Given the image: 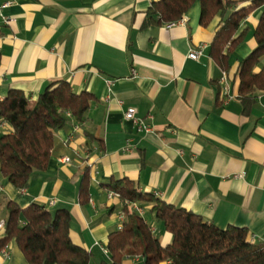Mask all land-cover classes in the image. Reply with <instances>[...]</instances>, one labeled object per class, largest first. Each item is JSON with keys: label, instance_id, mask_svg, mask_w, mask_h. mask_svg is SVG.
Wrapping results in <instances>:
<instances>
[{"label": "crops", "instance_id": "obj_1", "mask_svg": "<svg viewBox=\"0 0 264 264\" xmlns=\"http://www.w3.org/2000/svg\"><path fill=\"white\" fill-rule=\"evenodd\" d=\"M152 1L11 0L4 9L11 21L0 24V100L11 89L34 100L56 80L94 96L77 129L66 113L69 122L55 134L46 169L34 171L24 190L0 177V218L7 200L21 208L38 203L51 212L67 209L70 237L91 253L89 264L110 262L108 237L126 206L120 197H108L109 185L124 177L142 193L157 192L219 228H246L253 243H264V92L253 94L244 114L233 75L255 48L253 30L264 5L242 21L239 31L248 32L230 57L227 77L210 56L221 19L202 26L195 2L183 23L142 26ZM200 45L199 58H189ZM127 107L151 130L137 131L124 117ZM64 157L69 161L61 162ZM85 169L88 197L81 201ZM140 205L161 244L170 243L151 204ZM5 245L0 264H29L14 239ZM121 263L143 260L124 254Z\"/></svg>", "mask_w": 264, "mask_h": 264}, {"label": "trees", "instance_id": "obj_2", "mask_svg": "<svg viewBox=\"0 0 264 264\" xmlns=\"http://www.w3.org/2000/svg\"><path fill=\"white\" fill-rule=\"evenodd\" d=\"M244 1L250 5L240 8ZM195 2L200 4L202 26L215 17L221 19L210 56L229 77L230 57L248 32L247 27L239 31L240 25L250 10L264 5V0H156L146 10L142 26L177 21ZM253 36L255 48L238 61L233 72L238 79L237 97L246 115L256 100L253 94L264 92V68L257 69L264 58V9ZM93 100L89 92H73L66 80L49 83L34 100L21 90H9L0 100V120L9 126L7 132L0 133V177L18 190L24 189L34 171L46 169L55 134L69 122L66 113L81 123ZM89 179L85 169L79 189L81 201L87 200ZM109 189L122 200L151 204L150 213L171 234L172 241L162 245L152 226L125 207L123 229L108 237L110 262L99 264H122L124 254L141 257L143 264H264V243H253L246 228H219L192 211L138 191L133 180L126 177L114 180ZM4 219L0 245L14 239L29 264H89L91 253L70 237L67 209L51 212L38 203L21 208L7 200Z\"/></svg>", "mask_w": 264, "mask_h": 264}, {"label": "built area", "instance_id": "obj_3", "mask_svg": "<svg viewBox=\"0 0 264 264\" xmlns=\"http://www.w3.org/2000/svg\"><path fill=\"white\" fill-rule=\"evenodd\" d=\"M11 4V0H3L0 3V24H8L11 21V18H9L8 15H6L4 13V9L7 8L8 6H10ZM184 17L182 16L181 18H179L177 21L171 22L169 24H175V23H183L184 22ZM202 49L203 46H198L197 48H195L194 50L190 51L188 54V57L193 59V60H197L199 58V56L202 53ZM133 75H135V71L132 70ZM221 82L223 83L222 89L224 91V94H228V86H227V82L225 77H223L221 79ZM118 104H123L122 100L118 101ZM67 116L71 117L70 113L67 112ZM124 117L127 120H130L134 123L136 130L139 132H147L151 130V126L147 123H145V121L143 120V118H140L137 115V112L135 110V108L133 107H127L124 110ZM80 125L76 122L73 123V128L77 129ZM9 129L8 124L5 121L0 120V133L2 132H7ZM61 162H67L69 161L68 157H64L60 159ZM24 190V189H21ZM154 196H158L157 192L153 193ZM108 197L112 198V197H119V194L116 193L115 191L110 190L108 192ZM122 202L124 203V205L130 209L133 212L138 213L139 215L143 214V207L138 204L136 201L130 202L127 200H122ZM124 220H125V213L123 210H120L118 212V225H117V230L121 231L123 229V224H124ZM5 229V219L4 218H0V232H3ZM6 245L3 246L4 249H6Z\"/></svg>", "mask_w": 264, "mask_h": 264}, {"label": "water", "instance_id": "obj_4", "mask_svg": "<svg viewBox=\"0 0 264 264\" xmlns=\"http://www.w3.org/2000/svg\"><path fill=\"white\" fill-rule=\"evenodd\" d=\"M228 14H229V11H227V12L225 13V15H224V17H223V20H225V19L227 18Z\"/></svg>", "mask_w": 264, "mask_h": 264}]
</instances>
